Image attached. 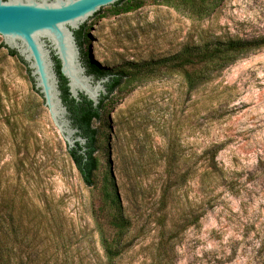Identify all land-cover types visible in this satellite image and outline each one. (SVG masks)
Listing matches in <instances>:
<instances>
[{"label":"rangeland","instance_id":"rangeland-1","mask_svg":"<svg viewBox=\"0 0 264 264\" xmlns=\"http://www.w3.org/2000/svg\"><path fill=\"white\" fill-rule=\"evenodd\" d=\"M129 1L141 5L105 8L83 27L88 72L84 53L116 70L186 44L264 38V0H221L201 19L167 0ZM9 50L0 35V192L18 186L25 198L50 202L65 235L61 258L87 263L96 198L28 66ZM163 70L119 91L94 124L98 181L113 172L133 223L117 264H264V47L193 91Z\"/></svg>","mask_w":264,"mask_h":264},{"label":"trees","instance_id":"trees-1","mask_svg":"<svg viewBox=\"0 0 264 264\" xmlns=\"http://www.w3.org/2000/svg\"><path fill=\"white\" fill-rule=\"evenodd\" d=\"M123 1L115 4V14L141 5L137 1H129L118 7ZM219 1L221 0H167L163 3L201 19ZM82 38L83 30L78 33L81 45ZM262 47L264 38H229L213 43L186 44L173 56L152 62H129L116 70L103 67L92 58L87 59L84 53L90 73L97 77L111 76L107 84L108 94L102 97L97 107L84 95H81L80 101L70 97L67 79L60 72L58 62L63 97L71 118L81 129L82 135L88 138L85 153L81 152L83 147L78 145L73 149L68 148V154L78 169L81 180L96 198L90 204L93 227L86 238L95 253L93 258L82 264H117V260L132 242L133 223L125 212L115 175L109 170L102 184L97 176L101 165L96 155L100 140L99 130L94 124L105 120L113 97L129 85L159 76L161 66L166 73L180 74L187 89L193 91L207 82L214 73ZM9 51L20 58L16 51ZM21 61L24 62L22 59ZM28 194L26 191L21 193L18 186L13 192L5 189L0 192V264H57L58 261L69 264L68 256L62 259L59 253V249L64 247L65 235L58 222V214L50 202L42 205L35 202L32 195L25 198ZM36 196L38 195L35 194Z\"/></svg>","mask_w":264,"mask_h":264},{"label":"water","instance_id":"water-1","mask_svg":"<svg viewBox=\"0 0 264 264\" xmlns=\"http://www.w3.org/2000/svg\"><path fill=\"white\" fill-rule=\"evenodd\" d=\"M120 0H0V35L30 70L36 89L44 98L54 124L68 148L81 145L86 152L87 137L71 118L63 97L61 77L67 79L70 97L86 96L99 106L108 94L111 76L97 78L83 63L76 32L97 20L105 8ZM129 0H124L120 5ZM119 5V6H120Z\"/></svg>","mask_w":264,"mask_h":264},{"label":"flooded vegetation","instance_id":"flooded-vegetation-1","mask_svg":"<svg viewBox=\"0 0 264 264\" xmlns=\"http://www.w3.org/2000/svg\"><path fill=\"white\" fill-rule=\"evenodd\" d=\"M83 27H84V26H82V28L76 32L77 39H78V33H80V32L83 30ZM82 39H83V38H82ZM78 40H79V39H78ZM92 74H94V73H92ZM95 76H96V74H95ZM105 76H106V75H105ZM96 77H97V76H96ZM101 77H104V76H101ZM101 77H97V78H101ZM107 84H108V83H107Z\"/></svg>","mask_w":264,"mask_h":264}]
</instances>
